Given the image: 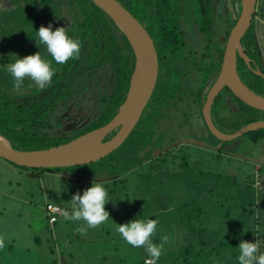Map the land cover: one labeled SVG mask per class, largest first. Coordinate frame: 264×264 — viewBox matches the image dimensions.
I'll use <instances>...</instances> for the list:
<instances>
[{
    "label": "trees",
    "instance_id": "trees-1",
    "mask_svg": "<svg viewBox=\"0 0 264 264\" xmlns=\"http://www.w3.org/2000/svg\"><path fill=\"white\" fill-rule=\"evenodd\" d=\"M173 1L119 0L121 5L134 15L143 26L145 18L151 13L157 20L155 24L157 32L169 33L172 30V33L176 35L177 30L176 27H172L173 23L162 20L171 16L170 9ZM15 2L12 9L0 13V135L6 138L16 150L34 151L61 145L107 124L117 114L119 107L126 99L130 78L135 67L133 51L121 30L108 15L90 0H21L22 3ZM64 5L67 7V30L70 35L81 43L79 56L70 59L61 66L53 62L55 74L46 87L38 88L32 80L25 78L23 87L19 90L15 89L13 87V78L7 72V64L13 61L14 54L24 57L35 54L38 51H41V54L46 58L51 59L45 46L37 44L35 31H38L42 25L47 26L49 23L53 25V29L59 27L58 25L55 26L53 22L59 18ZM209 7L203 4L199 5V11L203 14L201 19L203 18L208 23L206 25V28H208L207 32L218 35L219 28L217 25L211 29L213 10L209 9ZM237 8L236 18L239 17L241 11L240 0H238ZM172 12L175 13V11ZM255 15L256 12L253 14L252 24L244 35L242 42L245 47V54L251 60L252 68H257L264 73L261 45L257 42L253 33ZM233 25L234 23L232 27ZM228 35L229 32L227 30L224 40L228 38ZM217 52L219 56L214 63L210 60H204L205 63L200 61L198 65L200 70L198 85L200 91H203V95L197 101V103L200 102V106L204 102L206 92L216 79L222 65L224 52L220 48ZM238 62V71L241 74L243 83L255 94L264 97V80L254 74L243 59L239 58ZM101 69H104L107 74V82L103 92L98 95L100 111L96 118L90 121L84 129L69 133L67 139L52 137L45 128L48 125V115L52 106L65 98L67 100L74 98L79 89L87 85L86 82L91 78V72L94 76L97 70ZM64 76L67 77L66 90L63 87L58 88L60 83L58 80ZM202 78H208L207 86H205L206 82L204 83ZM59 85H63V83ZM229 94L232 103H245L231 91ZM214 117L216 124H220L222 132L233 134L247 124L264 120V112L246 104L244 116H240L239 112L227 115L226 112L223 113L222 110L218 112L217 110L214 113ZM115 133L116 130L110 133L105 138V141L111 139ZM246 135L254 136L256 139L264 138V130L250 132ZM208 137L220 144L217 152L222 153L227 142L217 140L212 134H209ZM201 140L203 138L199 141ZM187 144L183 143L181 146L185 147ZM166 145V139L160 138V136L156 137L154 130L150 131L148 123L142 117L125 142L109 156L98 161L93 172L85 171L86 165H82L75 166L77 171H79L78 173H67L66 175L67 178L76 182L103 179V183L106 186L111 185L113 187V190L109 192L110 196L117 194L118 189L121 186L123 187L125 176L136 169L140 171L138 173L140 177H156L153 180L155 181L153 186L157 185V188L158 185L159 188L161 186L165 187L171 183L167 175L178 181L180 178L182 179L179 172L186 170L189 166L188 154H177L174 150H168L157 156L154 155V151H161ZM105 159H107V164L101 162ZM18 167L24 170H31L30 168ZM61 169L34 170L39 172L51 171L56 174ZM143 169L145 171H142ZM252 170L253 168H250L244 180L249 184V190L250 184L254 182ZM260 175L264 176V168L260 171ZM218 177L220 178L222 175L219 174ZM142 186L145 187L146 184H142ZM189 188L191 189V187ZM217 189L218 184H214L213 188L209 190L204 188L202 190L201 188L198 191L208 195L214 193ZM143 190L146 191V189ZM201 194L203 193H200L199 197H202ZM159 195L157 196V193L153 194L154 203L161 205L163 199L161 200L160 197H165L161 194ZM244 197L245 199L238 205V208L241 209V216L242 218L254 219L255 209L251 208L254 202L253 191L250 190ZM221 199L222 196L219 195V200ZM205 200L201 202L198 197L194 196L181 207L180 213L183 216L177 227L186 232L188 242H185V247L180 251V256L176 258L173 264H217L213 262V257L224 259V264H238V245L241 240L254 243L258 239L260 241V250L264 251V235L256 238L257 233L254 230L256 222L262 224L259 218H256L253 224L247 228L241 225L237 226L233 238H222L221 241H218L213 246L204 247V244L198 245L194 243L193 239H196L194 237H197L198 241L204 240L210 232V228L211 231L216 233L220 227L217 225L219 220L217 215L211 213L213 214L211 218L207 216V202ZM221 204L225 206L226 202L224 201ZM55 205L62 208L59 203H55ZM195 205L200 207L197 208L198 206ZM230 212L231 210H226V218L230 216ZM147 260L148 258L145 259L144 264H146Z\"/></svg>",
    "mask_w": 264,
    "mask_h": 264
},
{
    "label": "rangeland",
    "instance_id": "rangeland-1",
    "mask_svg": "<svg viewBox=\"0 0 264 264\" xmlns=\"http://www.w3.org/2000/svg\"><path fill=\"white\" fill-rule=\"evenodd\" d=\"M186 2L188 5L189 1ZM256 8L258 13L254 19L256 25L253 26L260 35L264 31L260 32L262 26L264 28V0H258ZM186 9L188 13L191 11L189 6ZM260 45L264 64V43ZM186 140L196 141L194 138ZM201 142L205 145L188 143L185 147L179 146L183 155H189V166L179 172L182 179L178 181L167 175L171 183L165 187L153 186L156 177H140L137 169L127 174L123 187L118 189L115 196H110L112 201L105 205L110 214L109 221L96 228H88L83 235L78 229L87 226L85 221H68L60 214L52 223L46 210L47 204L55 203L61 205V210L67 208L74 194H82L91 186V180L76 182L67 178V173L79 172L77 167L62 168L54 174L51 171L24 170L0 158V237L4 239V245L0 247V264H144L148 258L144 248H133L126 244L116 231L118 224L136 216L159 221L153 240L160 243L164 236L168 240L157 264H173L185 247V242H188L186 232L177 227L183 216L180 209L194 196L201 202L207 199V216L211 218L213 214L217 215L219 220L216 223L220 226L216 233L209 227L206 239L198 241L194 237V243L208 247L222 238L231 239L237 226L247 228L256 218L262 221V224L256 222L254 227L256 238H260L264 235V176L260 175L264 168V138L241 136L227 142L222 153L217 152L220 144L213 139L205 137ZM105 160L101 162L107 164ZM97 163L86 165L84 170L93 172ZM250 168H253L254 174V182L249 186L253 191L251 208L255 209L254 219L242 218L241 209L238 208L250 191L249 184L244 181ZM219 174L222 177L219 178ZM99 181L104 182L103 179ZM214 184H218V189L212 194L198 191L201 188L209 190ZM107 187L109 192L113 190L111 185ZM199 192L203 193L202 197H199ZM154 193L165 197H160L163 199L161 205L154 203ZM219 195L222 196L221 200ZM224 201L225 206L221 204ZM226 210H231L227 218ZM213 259L214 263H225L224 259Z\"/></svg>",
    "mask_w": 264,
    "mask_h": 264
},
{
    "label": "flooded vegetation",
    "instance_id": "flooded-vegetation-1",
    "mask_svg": "<svg viewBox=\"0 0 264 264\" xmlns=\"http://www.w3.org/2000/svg\"><path fill=\"white\" fill-rule=\"evenodd\" d=\"M15 1L22 3L21 0H0V13L12 9ZM186 1H189L188 5H186ZM172 3L170 9L171 16L162 20L173 23L172 27H176L177 30L176 35L172 33V30L169 33L163 31L157 32L155 28L157 20H155L156 17L151 13L145 18L144 26L132 15L147 31L154 44L158 58V75L154 91L135 126L136 128L142 117H144L150 131L154 130L156 137L160 136V138L166 139V147L161 151H154V155L156 156L168 150H174L177 154H183L179 147L184 143L183 140L188 138L200 140L201 138H207L211 134L204 120L203 106L207 94L214 85L220 70L216 79L207 90L205 100L200 106V102L197 103V101L203 95V91H200L198 85V75L200 74L198 65L200 61L204 60H210L214 63L219 56L217 52L219 48L224 52L227 40H224L226 38L225 33L227 30L230 32L232 24H235L237 20L238 0H174ZM200 4L210 6L209 9L213 10L211 29L217 25L219 28L218 35L207 32L208 28H206V25L208 23L203 18V20L201 19L203 14L199 11ZM187 6L191 7L189 13L186 9ZM172 11H175V13ZM255 12L256 17L258 12ZM66 16L67 7L64 5L59 18L53 22L55 26H63L67 29ZM254 25H256L255 20ZM263 29L262 26L260 32ZM253 33L259 44L264 43V31L259 35L256 31V26H254ZM242 40L241 44L245 52ZM238 74L243 82L239 71ZM106 77L107 74L104 69L97 70L94 76L91 72V78L86 82L87 85L82 86L74 98L69 100L65 98L52 106L51 112L48 115V125L45 127L52 137H59V139L63 140L67 139L69 133L84 129L90 121L96 118L100 111L98 107V95L105 88ZM207 79L202 78L204 83L206 82L205 86L208 85ZM58 82H60L59 84L63 83V85L58 84V88L63 87L64 90L67 89L66 76L60 78ZM229 92L230 90L224 87L213 101L210 109L213 125L221 132L220 124H216L217 122L214 117V113L217 110L218 112L222 110L227 115L239 112L240 116H244L246 113V104L232 103Z\"/></svg>",
    "mask_w": 264,
    "mask_h": 264
},
{
    "label": "water",
    "instance_id": "water-1",
    "mask_svg": "<svg viewBox=\"0 0 264 264\" xmlns=\"http://www.w3.org/2000/svg\"><path fill=\"white\" fill-rule=\"evenodd\" d=\"M101 9L127 38L135 55V69L126 99L117 114L100 128L87 132L67 143L42 150L22 151L0 144V158L17 166L30 169L69 168L96 163L116 151L128 138L139 121L154 91L158 75V58L154 44L145 28L117 0H90ZM258 0H240L241 11L231 28L224 46V55L219 75L207 94L203 116L210 133L221 142H230L250 132L264 130V120L242 127L233 134L219 131L211 120L210 109L219 92L227 87L234 95L249 106L264 112V97L251 91L240 79L237 71L238 58L264 80V73L252 68L251 60L241 44L242 37L251 26ZM117 130L109 140L105 138ZM184 143L205 144L199 140H183Z\"/></svg>",
    "mask_w": 264,
    "mask_h": 264
},
{
    "label": "clouds",
    "instance_id": "clouds-1",
    "mask_svg": "<svg viewBox=\"0 0 264 264\" xmlns=\"http://www.w3.org/2000/svg\"><path fill=\"white\" fill-rule=\"evenodd\" d=\"M36 33V42L45 46L51 59L41 54V51L20 57L14 54L13 61L7 64V72L13 78V87L17 90L24 85L25 78L32 80L38 87L44 88L52 80L55 69L53 62L63 65L70 59L77 58L80 54L81 43L69 34L66 27H56L49 23L41 26ZM112 201L109 188L101 181L93 180L91 186L77 192L71 198V204L61 210V214L68 221H85L78 231L83 235L88 228H96L109 221V211L105 205ZM159 221L147 216L135 218L116 226L123 241L133 248L143 247L148 260L146 264H157L164 252L167 236L162 237L160 243H155L153 237L157 232ZM4 239L0 237V247ZM238 264H264V251L260 250V241L249 242L241 240L238 245Z\"/></svg>",
    "mask_w": 264,
    "mask_h": 264
},
{
    "label": "built area",
    "instance_id": "built-area-1",
    "mask_svg": "<svg viewBox=\"0 0 264 264\" xmlns=\"http://www.w3.org/2000/svg\"><path fill=\"white\" fill-rule=\"evenodd\" d=\"M46 210L49 214L50 222L55 223L57 220V215L61 214V208L55 204H48L46 206Z\"/></svg>",
    "mask_w": 264,
    "mask_h": 264
},
{
    "label": "bare ground",
    "instance_id": "bare-ground-1",
    "mask_svg": "<svg viewBox=\"0 0 264 264\" xmlns=\"http://www.w3.org/2000/svg\"><path fill=\"white\" fill-rule=\"evenodd\" d=\"M0 144H1V145H4V144H6V142L3 141V140L0 138Z\"/></svg>",
    "mask_w": 264,
    "mask_h": 264
}]
</instances>
